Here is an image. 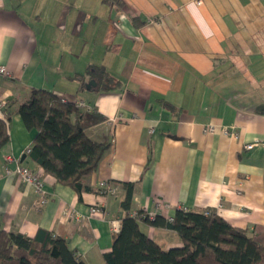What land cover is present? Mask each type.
Returning <instances> with one entry per match:
<instances>
[{"label":"crops","instance_id":"1","mask_svg":"<svg viewBox=\"0 0 264 264\" xmlns=\"http://www.w3.org/2000/svg\"><path fill=\"white\" fill-rule=\"evenodd\" d=\"M122 1L0 0L2 229L49 231L85 264H104L115 221L138 211L169 221L183 209L213 213L264 244V0ZM33 89L104 117L87 132L109 148L80 196L25 153L36 130L16 111ZM6 155L43 180V206L4 175ZM100 182L116 194H99ZM123 183L133 184L128 211ZM96 205L103 215L91 214ZM139 228L164 250L181 246L165 227Z\"/></svg>","mask_w":264,"mask_h":264},{"label":"trees","instance_id":"2","mask_svg":"<svg viewBox=\"0 0 264 264\" xmlns=\"http://www.w3.org/2000/svg\"><path fill=\"white\" fill-rule=\"evenodd\" d=\"M103 1L123 6L122 0ZM95 71H99L103 81L112 80L102 68H89L90 74ZM63 98L33 89L16 113L26 128L36 130L27 153L29 158L80 196L90 190L84 179L97 169L109 142L93 140L87 132L89 127L104 121L103 116L95 109L87 112L66 98L62 101ZM259 112L264 113V107ZM7 121L6 117L0 118V148L9 141ZM122 187L125 196L121 207L128 211L133 184L123 183ZM136 214L127 213L121 219L111 250L103 255L104 264H264V244L213 213L177 209L171 221L159 216L149 219L140 211ZM140 221L175 232L181 246L162 249L140 230ZM0 264L85 263L69 249L66 240L49 231L38 230L33 238H28L18 232H6L0 225Z\"/></svg>","mask_w":264,"mask_h":264},{"label":"built area","instance_id":"3","mask_svg":"<svg viewBox=\"0 0 264 264\" xmlns=\"http://www.w3.org/2000/svg\"><path fill=\"white\" fill-rule=\"evenodd\" d=\"M198 3H200L198 1ZM0 75L2 76H8V73L5 69V67H0ZM62 101H65V98H63ZM77 106L84 108L86 107L85 105H83L82 103H76ZM152 130H150L151 132ZM204 131L206 133H213L214 132V127L213 126H208L205 127ZM221 132L225 135L229 134V131L227 129H222ZM254 146V144H250V145H246L244 148L245 149H251ZM29 150L26 151V154L28 153ZM7 157L5 158L7 163H11L12 161L15 162V160L13 159V157L11 155H6ZM6 163V164H7ZM6 175H13L16 176L17 179L19 181H21L22 183H24L27 186H30L34 189V191L39 195L40 199L39 202H37V206L40 207L43 204H45V200H44V184H43V180L36 175L35 173H33L32 171H30L29 168H27L26 166H23L21 164L16 163L14 171H11L9 168L6 169L5 171ZM98 188L99 191L101 192V195H104L105 197H109V196H114L116 194V187L111 185L110 183H106V182H100L98 184ZM91 214L92 215H103V213L100 211L99 207L96 205L94 207H92L90 209ZM205 215L208 214V212L204 213ZM137 214H133L131 216H136ZM144 216L148 217L149 219H153L154 216L153 215H146L143 214ZM142 215V216H143ZM172 219V218H171ZM171 219L169 221H171ZM120 227V222L119 221H115L112 226H111V230L113 233H116L119 230Z\"/></svg>","mask_w":264,"mask_h":264},{"label":"rangeland","instance_id":"4","mask_svg":"<svg viewBox=\"0 0 264 264\" xmlns=\"http://www.w3.org/2000/svg\"><path fill=\"white\" fill-rule=\"evenodd\" d=\"M25 153H26V152H25ZM6 157H7V156H4V162H5L4 170H3V171H4V175H6V173H5L6 169L9 168V167L7 166V164H6V163H7L6 160H5ZM13 159H14V158H13ZM14 160H15V159H14ZM16 163H18L17 160H15V165H16ZM18 164H20V163H18ZM15 165H14L13 168H9V169H10L11 171H14ZM6 176H10V175H6ZM12 176H13V175H12ZM20 182H21V181H20ZM21 183H22V182H21ZM98 190H99V188H98ZM116 192H117V189H116ZM99 194H101L100 191H99ZM39 199H40V197H39ZM39 199H38L37 202H39ZM44 200L47 201L46 198H44ZM45 203H46V202H45ZM36 204H37V203H36ZM43 205H44V204H43ZM43 205H42V206H43ZM40 207H41V206H40Z\"/></svg>","mask_w":264,"mask_h":264},{"label":"water","instance_id":"5","mask_svg":"<svg viewBox=\"0 0 264 264\" xmlns=\"http://www.w3.org/2000/svg\"><path fill=\"white\" fill-rule=\"evenodd\" d=\"M91 84H93V82H91ZM25 158V154L24 155H22V160Z\"/></svg>","mask_w":264,"mask_h":264}]
</instances>
